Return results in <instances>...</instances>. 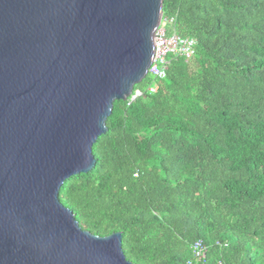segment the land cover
<instances>
[{"label":"trees","instance_id":"trees-1","mask_svg":"<svg viewBox=\"0 0 264 264\" xmlns=\"http://www.w3.org/2000/svg\"><path fill=\"white\" fill-rule=\"evenodd\" d=\"M190 59L116 101L97 163L62 187L81 228L123 233L134 264H264V0H165ZM148 79V80H147Z\"/></svg>","mask_w":264,"mask_h":264},{"label":"water","instance_id":"water-1","mask_svg":"<svg viewBox=\"0 0 264 264\" xmlns=\"http://www.w3.org/2000/svg\"><path fill=\"white\" fill-rule=\"evenodd\" d=\"M165 0H0V264H134L61 200L150 74Z\"/></svg>","mask_w":264,"mask_h":264},{"label":"built area","instance_id":"built-area-1","mask_svg":"<svg viewBox=\"0 0 264 264\" xmlns=\"http://www.w3.org/2000/svg\"><path fill=\"white\" fill-rule=\"evenodd\" d=\"M174 22L173 18L167 19L164 17L162 24L157 30L155 36V57L150 70V73L153 75V80L148 86V91L150 93H156L159 89V80H163L167 77L171 57L190 60L197 53V40L195 38L184 37L178 34L174 28ZM164 23H167L173 28L171 34L168 33V29L164 27ZM134 94L133 101L144 95L141 90H137ZM191 249L192 258L182 264H199L206 258L208 247L203 241H196Z\"/></svg>","mask_w":264,"mask_h":264},{"label":"rangeland","instance_id":"rangeland-1","mask_svg":"<svg viewBox=\"0 0 264 264\" xmlns=\"http://www.w3.org/2000/svg\"><path fill=\"white\" fill-rule=\"evenodd\" d=\"M163 25H164V27H166V28L168 29V33L171 34L173 28H172L170 25H168L167 23H164ZM150 76L153 77L152 73L149 74V79L151 78ZM147 80H148V79H147ZM147 84H148V83H147V81L145 80L143 83L140 84V86L143 87V88L145 89L146 86H147ZM136 91H137V90H136ZM136 91H135V92H136Z\"/></svg>","mask_w":264,"mask_h":264}]
</instances>
